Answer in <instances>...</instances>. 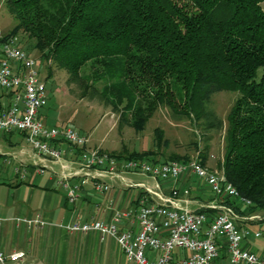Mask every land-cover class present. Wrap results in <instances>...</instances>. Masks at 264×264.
I'll return each instance as SVG.
<instances>
[{
	"label": "trees",
	"instance_id": "16d2710c",
	"mask_svg": "<svg viewBox=\"0 0 264 264\" xmlns=\"http://www.w3.org/2000/svg\"><path fill=\"white\" fill-rule=\"evenodd\" d=\"M0 1L17 20L7 34L27 33L43 59L68 72L66 84L81 97L119 111V127L141 131L166 106L201 120L206 130L221 129L222 119L208 107L211 96L237 91L217 165L252 201L250 212L264 209V0ZM84 66L88 73H81ZM154 133L159 147L162 130ZM109 152L151 162L190 158L171 153L158 160L157 151L125 146Z\"/></svg>",
	"mask_w": 264,
	"mask_h": 264
},
{
	"label": "built area",
	"instance_id": "2783aa9c",
	"mask_svg": "<svg viewBox=\"0 0 264 264\" xmlns=\"http://www.w3.org/2000/svg\"><path fill=\"white\" fill-rule=\"evenodd\" d=\"M47 62L50 64L51 58ZM37 65L19 37L0 28V96L10 94L9 102L0 101V131L24 133L36 171L52 172L70 201L76 200L88 183L99 193L108 192L112 181L124 189L140 190L134 209L114 208L108 221L76 219L60 226L70 232L94 231L101 238L113 237L130 264H213L220 259L229 264H264V253L248 246L250 240H264V209L249 211L252 201L227 180L222 166L202 163L200 150L187 161L121 157L89 146L88 135L73 126L47 125L40 116L47 104L46 81ZM59 142L68 145L72 156L58 147ZM133 173L148 180L135 181ZM191 177L208 186L218 202L192 208ZM164 181L172 182L169 192ZM16 220L28 228L44 222L40 214ZM133 220L135 230L123 225L125 221L133 224ZM249 221H258L259 226L252 228ZM174 249L184 255H176ZM25 256L24 251L6 252L0 247V264H20Z\"/></svg>",
	"mask_w": 264,
	"mask_h": 264
},
{
	"label": "crops",
	"instance_id": "0c3cea01",
	"mask_svg": "<svg viewBox=\"0 0 264 264\" xmlns=\"http://www.w3.org/2000/svg\"><path fill=\"white\" fill-rule=\"evenodd\" d=\"M38 55L41 58L40 52ZM49 74L52 75L51 69H48ZM42 78L45 79V76ZM45 81L47 88V79ZM0 101L9 102L10 94L1 95ZM44 107L40 116L47 125L62 124ZM0 133L3 136L0 137V247L6 252L24 251L26 256L20 264H130L113 237L101 238L94 231L70 232L60 224L76 219L108 221L114 208L130 210L133 206L134 209L140 190L136 187L124 189L112 181L108 192L99 193L88 183L82 186L77 199L70 201L66 189L57 182L52 172L36 171L24 133ZM58 147L72 156L66 143L59 142ZM45 163L58 168L57 164L47 160ZM15 167H18L17 171ZM131 176L135 181L148 180L141 174L133 173ZM189 182L192 208L198 207V204L218 202L208 186L200 185L194 177L189 178ZM171 185V181H164L166 192ZM34 214L41 215L44 220L42 226L28 228L16 220ZM249 224L252 228L259 226L258 221H249ZM123 225L132 226L134 230L137 228L134 220L133 224L125 221ZM248 246L258 254L264 253L263 239L250 240ZM223 261L227 262L226 259L217 260Z\"/></svg>",
	"mask_w": 264,
	"mask_h": 264
},
{
	"label": "rangeland",
	"instance_id": "374dc122",
	"mask_svg": "<svg viewBox=\"0 0 264 264\" xmlns=\"http://www.w3.org/2000/svg\"><path fill=\"white\" fill-rule=\"evenodd\" d=\"M264 10V1L261 2ZM17 23L14 16L0 1V28L7 33ZM22 46L29 50L37 59V68L41 77L47 79L48 100L44 109L50 110L58 122L70 125L88 135L89 146L99 147L106 151H119L123 146L128 151H157L154 157L158 160L166 159L171 153L194 157L197 151L204 146V137L208 138L209 152L207 164L218 167L223 159L225 145V130L227 126L226 116L231 105L237 97V91L221 90L211 96L208 104L216 115L222 119L221 129H204L201 120L194 116L185 117L179 114L174 115L169 107L160 106L147 121L141 131L123 124L119 127V111L112 108V105L105 100L92 99L80 96V89L75 84H66L68 72L59 68L53 60L49 64L42 56L39 58V51L34 48V40L27 36V33L19 31L16 34ZM48 69L52 75H48ZM88 66L81 69V73H88ZM42 73V74H41ZM158 127L163 133V142L157 147L155 144L154 129ZM0 137H3L0 133ZM189 158V159H190ZM2 177L0 176V179ZM176 255H184V251L174 249ZM215 264H229L228 261Z\"/></svg>",
	"mask_w": 264,
	"mask_h": 264
}]
</instances>
